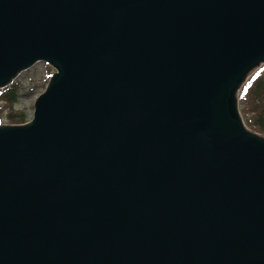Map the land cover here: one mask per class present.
<instances>
[{
	"label": "water",
	"instance_id": "obj_1",
	"mask_svg": "<svg viewBox=\"0 0 264 264\" xmlns=\"http://www.w3.org/2000/svg\"><path fill=\"white\" fill-rule=\"evenodd\" d=\"M0 264H264V135L237 92L264 0H0Z\"/></svg>",
	"mask_w": 264,
	"mask_h": 264
},
{
	"label": "trees",
	"instance_id": "obj_2",
	"mask_svg": "<svg viewBox=\"0 0 264 264\" xmlns=\"http://www.w3.org/2000/svg\"><path fill=\"white\" fill-rule=\"evenodd\" d=\"M22 85L13 81L0 88V115L14 124L25 123L26 108H18L19 91ZM238 109L246 127L264 135V63L254 70L237 92ZM7 109V110H4Z\"/></svg>",
	"mask_w": 264,
	"mask_h": 264
},
{
	"label": "rangeland",
	"instance_id": "obj_3",
	"mask_svg": "<svg viewBox=\"0 0 264 264\" xmlns=\"http://www.w3.org/2000/svg\"><path fill=\"white\" fill-rule=\"evenodd\" d=\"M54 72H55V68L52 67L50 64H48L45 61H39L33 64L31 67L19 72L14 77L13 81H18L22 85V88L19 91V99L16 107L26 108L27 119H28L27 121H29L32 117L33 104L36 97L46 89L48 81ZM251 73L252 71L247 75V77ZM0 105H2V103ZM5 114L6 113L4 112L3 116L0 115V124H5V125L14 124V123H10L4 117Z\"/></svg>",
	"mask_w": 264,
	"mask_h": 264
}]
</instances>
